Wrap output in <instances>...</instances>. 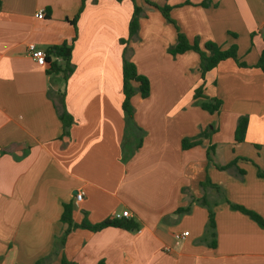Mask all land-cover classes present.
<instances>
[{
    "label": "crops",
    "instance_id": "1",
    "mask_svg": "<svg viewBox=\"0 0 264 264\" xmlns=\"http://www.w3.org/2000/svg\"><path fill=\"white\" fill-rule=\"evenodd\" d=\"M135 1L143 15L125 56L148 79L149 94L131 98L136 127L126 132L120 39L128 35L132 0H0V264H60L61 257L70 264H264V228L224 201L264 219V178L257 175V167L264 170V72L254 66L264 48V0H211L206 7L202 0H151L171 6L173 23ZM81 6L74 29L70 20ZM38 9L42 18L34 16ZM177 30L201 46L236 44L247 66L225 59L202 78L197 52H168ZM64 41L72 43L74 65L67 82L62 72L47 73L49 63L38 65L27 47L46 51ZM50 60L62 63L54 54ZM201 84L203 96L194 98ZM63 91L73 117L68 135L57 112ZM214 99L218 111L201 108ZM241 116L248 121L236 142ZM183 138L200 142L183 149ZM209 146L217 165L249 159L237 161L244 176L213 163L206 168ZM206 174L219 189L201 187ZM76 191H83L78 203ZM190 195L217 205L215 247L199 242L208 212ZM69 201L76 223L127 210L138 226L76 228L56 247ZM187 205L188 213H176ZM182 231L186 237L176 239Z\"/></svg>",
    "mask_w": 264,
    "mask_h": 264
},
{
    "label": "trees",
    "instance_id": "2",
    "mask_svg": "<svg viewBox=\"0 0 264 264\" xmlns=\"http://www.w3.org/2000/svg\"><path fill=\"white\" fill-rule=\"evenodd\" d=\"M145 2L155 8H157L161 14L170 22L173 23V21L170 18L169 12L171 9L170 5H163L159 6L155 2L151 0H145ZM184 3H190V0H185ZM211 3V0H202L199 4L201 6H209ZM132 14L128 22V35L126 39H120V42L124 44L123 51H122V66H121V75H122V94L123 99L121 102V108L123 112V116L126 123V132L127 128L130 124H132L134 127H136L134 122V108L131 103V98L135 94H139L142 98H145L149 94V81L148 79L140 74L137 71L136 65L134 62L128 60L125 56V51L127 49L128 43L130 41H133L136 39L139 29V18L143 15V11L141 7L135 2V0H132ZM215 5V4H214ZM83 6L79 8V11L74 15V17L70 20V23L73 25L74 29H76V22L79 16L80 11L82 10ZM233 36H236V34L231 33ZM75 37V36H74ZM74 37L72 40H74ZM73 42V41H72ZM187 50H193L199 54L200 57V65L199 70L201 73V77L204 78V75L206 72L214 68L219 62L225 60V59H232L234 60L239 67H246V63L244 61H240L238 59L237 55V45L231 44L229 47L223 49L220 45L215 43L214 41H206L202 46L198 43L197 40H193L190 42L186 35L179 30H177V37L176 42L171 45L168 48V52L172 55L181 54ZM71 52H72V43L64 41L59 45H54L51 48L47 49L45 51L46 53V61L49 63V67L47 68V73H59L62 72L63 78L65 82H67L68 77L71 75V73L74 70V65L71 62ZM54 54L55 56L59 57L62 61V63H58L56 60L51 61L50 55ZM255 67L260 68L264 72V48L262 49L258 61L254 65ZM134 83H137V86L134 85ZM65 91L61 93V103L60 107L57 109L58 116L60 118V121L62 123V134L68 135L69 129L73 123V117L71 114L66 110L63 102V95ZM194 98H198L203 96V85L201 84L194 90ZM221 105V101L218 99H214L213 102L207 101L201 103V108L204 110H207L208 112H215L218 111ZM247 117L241 116L238 118L237 126L234 132V140L236 142L243 141L246 126H247ZM138 128V127H137ZM142 134L143 131L138 128ZM211 133L210 129H206L203 131V133L200 135L202 137L208 136ZM141 134V136H142ZM141 136L138 141H136L134 148H138L141 144ZM129 142L128 137L125 135L124 140L122 142V149L125 148V145H127ZM199 138H183L181 140V146L183 149H187L189 147H192L194 145L199 144ZM123 151V150H122ZM211 151L212 147H208L206 151V157H207V166L208 168L209 164L213 163L211 158ZM239 159L249 160L247 158H234L230 162L224 164V165H217L214 164V166L219 170H227L231 173H234L238 177L242 178L245 174V170L240 168L237 165V161ZM257 175L259 177L264 178V170L257 167ZM201 187L205 186H212L213 188L219 189V187L216 184H212L209 176L206 174L205 179L200 183ZM224 196V193H223ZM193 201H197L202 206H205L207 208L208 212V220L205 227V236L201 237L199 239V242H206L210 247L216 246V223H215V211L212 207L214 204H210L207 199L202 196L200 198H195L194 196L190 195V203ZM224 201L229 205L230 208L234 210H238L241 213L247 215L250 219L255 221L261 228H264V219L261 217L260 214L255 212L254 210H251L241 204L233 203L229 201L224 196ZM190 205V204H189ZM187 205L186 207H179L176 210L177 214L182 213H188L190 211V207ZM74 209V204L72 201H69L67 203H63V210L60 216V221L67 225L66 229L62 233V235L58 238L56 241V247L62 246L66 236L74 229L76 228H85L94 232L100 231L106 227H118L123 229H131V228H137L138 224L137 222L132 218H116L114 216L108 217L100 222L97 223H90L87 221V219H83L81 222L76 223L74 222L72 218V212ZM45 258L39 259L34 264H44ZM60 264H70L69 261H67L64 257H61ZM100 264V263H99Z\"/></svg>",
    "mask_w": 264,
    "mask_h": 264
},
{
    "label": "built area",
    "instance_id": "3",
    "mask_svg": "<svg viewBox=\"0 0 264 264\" xmlns=\"http://www.w3.org/2000/svg\"><path fill=\"white\" fill-rule=\"evenodd\" d=\"M36 18H42L44 16L43 9H38L37 12L34 14ZM29 54L31 58L38 64V65H45L46 63V53L45 51L39 49L36 47L34 43H29L27 45ZM83 197V191H76L74 194V201L75 203H78ZM130 214L127 210H123L122 212L116 213L114 217L116 218H122V217H129ZM176 239H183L186 237V232L182 231L180 233H176L175 235Z\"/></svg>",
    "mask_w": 264,
    "mask_h": 264
},
{
    "label": "rangeland",
    "instance_id": "4",
    "mask_svg": "<svg viewBox=\"0 0 264 264\" xmlns=\"http://www.w3.org/2000/svg\"><path fill=\"white\" fill-rule=\"evenodd\" d=\"M136 2V1H135ZM210 204H213V203H210ZM217 205H212V207H213V209H214V211H215V207H216Z\"/></svg>",
    "mask_w": 264,
    "mask_h": 264
}]
</instances>
